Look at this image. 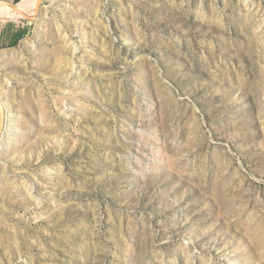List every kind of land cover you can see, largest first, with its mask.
<instances>
[{
	"label": "rangeland",
	"instance_id": "obj_1",
	"mask_svg": "<svg viewBox=\"0 0 264 264\" xmlns=\"http://www.w3.org/2000/svg\"><path fill=\"white\" fill-rule=\"evenodd\" d=\"M22 1L0 264H264V0Z\"/></svg>",
	"mask_w": 264,
	"mask_h": 264
},
{
	"label": "water",
	"instance_id": "obj_2",
	"mask_svg": "<svg viewBox=\"0 0 264 264\" xmlns=\"http://www.w3.org/2000/svg\"><path fill=\"white\" fill-rule=\"evenodd\" d=\"M41 1H42V0H38V3H37V9H36L35 14L38 13V9H39V6H40ZM10 4H11L12 8H13L16 12H19V10L17 9V4H14V3H10ZM34 16H35V15H34ZM34 16H33V17H30V16H26V15H24L25 18L30 19V20L35 19ZM3 126H4V111H3V107L1 106V107H0V130H2Z\"/></svg>",
	"mask_w": 264,
	"mask_h": 264
},
{
	"label": "bare ground",
	"instance_id": "obj_3",
	"mask_svg": "<svg viewBox=\"0 0 264 264\" xmlns=\"http://www.w3.org/2000/svg\"><path fill=\"white\" fill-rule=\"evenodd\" d=\"M6 1V0H5ZM34 1V0H32ZM29 2L27 0L22 1L18 6L17 9L20 11H27L28 13L31 12V9L28 8L29 6ZM9 7L12 8L11 5H9ZM3 9V6L0 5V11ZM35 15V14H34ZM34 15H29L30 17H33Z\"/></svg>",
	"mask_w": 264,
	"mask_h": 264
},
{
	"label": "crops",
	"instance_id": "obj_4",
	"mask_svg": "<svg viewBox=\"0 0 264 264\" xmlns=\"http://www.w3.org/2000/svg\"><path fill=\"white\" fill-rule=\"evenodd\" d=\"M17 30H15V32H16ZM19 31H20V29H19ZM3 40H5V36H3V35H0V42H2Z\"/></svg>",
	"mask_w": 264,
	"mask_h": 264
},
{
	"label": "trees",
	"instance_id": "obj_5",
	"mask_svg": "<svg viewBox=\"0 0 264 264\" xmlns=\"http://www.w3.org/2000/svg\"><path fill=\"white\" fill-rule=\"evenodd\" d=\"M20 0H16V2L18 3Z\"/></svg>",
	"mask_w": 264,
	"mask_h": 264
}]
</instances>
